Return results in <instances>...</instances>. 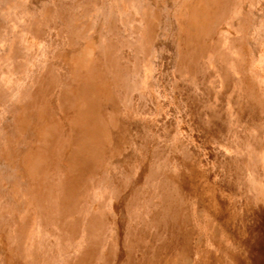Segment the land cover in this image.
Listing matches in <instances>:
<instances>
[{
  "label": "rangeland",
  "instance_id": "rangeland-1",
  "mask_svg": "<svg viewBox=\"0 0 264 264\" xmlns=\"http://www.w3.org/2000/svg\"><path fill=\"white\" fill-rule=\"evenodd\" d=\"M130 1L0 0V264H264V0Z\"/></svg>",
  "mask_w": 264,
  "mask_h": 264
},
{
  "label": "bare ground",
  "instance_id": "bare-ground-1",
  "mask_svg": "<svg viewBox=\"0 0 264 264\" xmlns=\"http://www.w3.org/2000/svg\"><path fill=\"white\" fill-rule=\"evenodd\" d=\"M122 1L123 0H121V2ZM225 1L226 0H187L185 1L183 5V12L186 16L180 19L181 27L184 29V31L187 34H190V35L192 33L194 34L195 31L199 34L206 33L209 35L212 29L211 23L215 21L217 15L221 12L219 8ZM130 2H131L130 3L131 5L135 6L134 5L135 3L132 0ZM98 139L99 138L97 137L96 140Z\"/></svg>",
  "mask_w": 264,
  "mask_h": 264
},
{
  "label": "crops",
  "instance_id": "crops-1",
  "mask_svg": "<svg viewBox=\"0 0 264 264\" xmlns=\"http://www.w3.org/2000/svg\"><path fill=\"white\" fill-rule=\"evenodd\" d=\"M95 138V139H94ZM94 138H91L90 140L92 141H96V137H94ZM89 139H88V141H90Z\"/></svg>",
  "mask_w": 264,
  "mask_h": 264
}]
</instances>
